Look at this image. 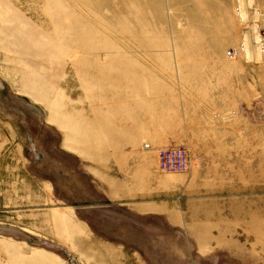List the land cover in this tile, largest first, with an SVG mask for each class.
<instances>
[{"label": "rangeland", "instance_id": "rangeland-1", "mask_svg": "<svg viewBox=\"0 0 264 264\" xmlns=\"http://www.w3.org/2000/svg\"><path fill=\"white\" fill-rule=\"evenodd\" d=\"M0 264H264V0H0Z\"/></svg>", "mask_w": 264, "mask_h": 264}, {"label": "built area", "instance_id": "built-area-1", "mask_svg": "<svg viewBox=\"0 0 264 264\" xmlns=\"http://www.w3.org/2000/svg\"><path fill=\"white\" fill-rule=\"evenodd\" d=\"M154 150L157 168L161 170L187 171L196 159V155L182 144L167 143Z\"/></svg>", "mask_w": 264, "mask_h": 264}, {"label": "bare ground", "instance_id": "bare-ground-1", "mask_svg": "<svg viewBox=\"0 0 264 264\" xmlns=\"http://www.w3.org/2000/svg\"><path fill=\"white\" fill-rule=\"evenodd\" d=\"M52 11H54V10H52ZM132 13V12H131ZM134 14V13H133ZM50 15V14H49ZM54 16V15H53ZM126 16V15H125ZM55 17V16H54ZM57 17H59V14L57 15ZM66 18L68 17V16H65ZM133 17V16H132ZM126 18V17H125ZM127 18H129V17H127ZM151 18V17H150ZM67 19H69V18H67ZM130 19V18H129ZM132 20H133V18H132ZM136 21H138V20H136ZM120 22H122V21H120ZM148 23V22H147ZM154 23V22H153ZM142 25V24H141ZM124 26V25H123ZM140 26V25H139ZM143 26H144V29H141V28H137L138 29V31H137V33H143V31L144 30H149L150 31V28H149V26H147L146 24H143ZM153 26V25H152ZM248 29V28H247ZM68 30V29H67ZM64 31V30H63ZM127 31V30H126ZM144 34V33H143ZM244 35H246V38H247V34L245 33ZM140 36V35H139ZM251 36V38H253V40H255V38H254V36H252V35H250ZM143 37V36H142ZM141 37V38H142ZM249 37V36H248ZM245 38V37H244ZM155 40H157V39H155L153 36H151L150 35V37L149 38H146V40H143V39H140V43L141 42H143V46L145 47V49H146V51L147 52H149V53H153V50H160L159 52H163L164 50H166L165 49V41L161 38V40L159 41V42H156ZM246 41H249V38H248V40L246 39ZM251 41V40H250ZM137 43V42H136ZM139 44V43H138ZM245 44V43H244ZM78 46L79 47H83V45H81V44H78ZM89 46V45H88ZM105 46V45H104ZM249 46V45H248ZM245 47H246V45H245ZM108 49V48H107ZM248 49V48H247ZM246 50V49H245ZM155 52V51H154ZM247 52V51H246ZM116 52H114V53H111V52H109L108 54H115ZM156 53V52H155ZM86 54V53H85ZM93 54H95V53H93ZM249 54V53H248ZM120 54H116V55H114L113 57L114 58H112L113 60L114 59H116L118 56H119ZM123 55V54H122ZM86 57H89V58H85L83 61H81V62H79V63H81V64H85V62L87 63V62H91V61H95V59H93L94 57H93V55H91V54H86L85 55ZM160 56V55H159ZM122 58L124 57V55L123 56H121ZM154 58L156 57V56H153ZM166 57H165V54L162 56V57H160V59H165ZM253 58V57H252ZM109 59V58H108ZM112 59H110L111 61H112ZM119 59V58H118ZM150 59H152V58H150ZM127 60V59H126ZM157 60V59H156ZM109 61V60H108ZM111 61H110V63H111ZM117 61V60H116ZM154 61V60H153ZM95 62H98L97 60L95 61ZM118 62V61H117ZM122 62V61H121ZM126 62V61H125ZM78 63V64H79ZM114 63H115V61H114ZM77 64V65H78ZM158 64V63H157ZM97 65V64H96ZM89 66V65H88ZM73 124H72V122H71V126H72ZM75 125H76V122H75ZM89 126V125H88ZM90 128H88V132L89 131H91V130H89ZM74 132V133H73ZM72 132V138H74L75 140H83V136L81 135L80 137H77V134H78V131H77V129H76V127H74V131ZM96 138V137H95ZM96 141L95 140H93V142L92 143H95ZM90 143H91V141H90Z\"/></svg>", "mask_w": 264, "mask_h": 264}]
</instances>
